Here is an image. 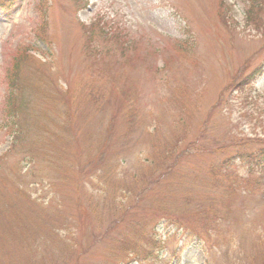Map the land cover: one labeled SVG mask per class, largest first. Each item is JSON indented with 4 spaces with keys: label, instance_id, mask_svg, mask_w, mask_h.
Segmentation results:
<instances>
[{
    "label": "rangeland",
    "instance_id": "374dc122",
    "mask_svg": "<svg viewBox=\"0 0 264 264\" xmlns=\"http://www.w3.org/2000/svg\"><path fill=\"white\" fill-rule=\"evenodd\" d=\"M250 3L7 0L0 264H264V168L238 158L263 145L264 75L234 88L264 64Z\"/></svg>",
    "mask_w": 264,
    "mask_h": 264
},
{
    "label": "trees",
    "instance_id": "16d2710c",
    "mask_svg": "<svg viewBox=\"0 0 264 264\" xmlns=\"http://www.w3.org/2000/svg\"><path fill=\"white\" fill-rule=\"evenodd\" d=\"M8 1H12V0H8ZM262 1L263 0H251V3L249 4L250 8H247L245 12L246 18L249 22H253L254 20H256L257 15H255L254 12L256 9L261 8ZM6 3H7V0H0V8H5ZM23 56L24 58H26V57H29L30 54L28 52H25ZM18 70H19V65L15 63L14 68L11 70L10 74L7 76V82H9L10 90L6 96V99L4 100L5 113L15 120L18 118L20 108L24 107L23 83H21L18 77V73H19ZM263 73H264V67L260 66L259 68L255 69L252 73H250V75H248L246 78L241 80L240 83L238 84V88L244 89L245 86H247L248 84L252 82V80L257 79ZM235 86L234 88L238 90V88ZM238 91L241 92V90H238ZM72 115H73V112L70 111L68 115L69 122L72 119ZM253 142L260 143L261 140L257 139V140L252 141L250 140V138L245 141L244 139L242 140V144H244L245 146L252 145ZM263 145H264V140H263ZM238 158H241L242 164L247 166L250 170L252 171L260 170L261 168H264V146L259 149H254V151H243V153H241V155H239Z\"/></svg>",
    "mask_w": 264,
    "mask_h": 264
}]
</instances>
